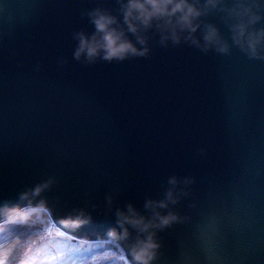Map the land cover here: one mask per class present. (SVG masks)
I'll list each match as a JSON object with an SVG mask.
<instances>
[{"label":"water","instance_id":"obj_1","mask_svg":"<svg viewBox=\"0 0 264 264\" xmlns=\"http://www.w3.org/2000/svg\"><path fill=\"white\" fill-rule=\"evenodd\" d=\"M0 4V207H25L20 193L54 178L33 204L45 202L59 233L115 245L130 264L127 245L107 235L115 209L147 215L169 177H190L172 206L184 219L158 232L154 264H264V60L234 45L163 48L157 37L148 58L86 65L73 59V33L95 30L82 13H115L116 0ZM204 19L231 44L219 14ZM81 208L91 223H61Z\"/></svg>","mask_w":264,"mask_h":264},{"label":"clouds","instance_id":"obj_2","mask_svg":"<svg viewBox=\"0 0 264 264\" xmlns=\"http://www.w3.org/2000/svg\"><path fill=\"white\" fill-rule=\"evenodd\" d=\"M116 3L119 7L115 13L99 6L82 13L88 17L95 30L92 33L84 30L73 33L77 41L73 59L90 65L100 60L111 63L148 58L152 51L150 42L158 37L157 43L163 48H168L170 44L174 47L186 44L204 54L211 50L230 54L234 45L250 59L264 60V0H116ZM7 11L6 6L0 4V18ZM214 13L220 15L229 29L231 44L216 24L204 19ZM12 20L9 14L8 23L11 24ZM58 62L61 66L67 63L63 57ZM39 70L38 64L36 71ZM200 151L203 154L206 150ZM54 182V178H50L21 192L19 200L27 202L25 207L5 204L0 207V214L15 224L30 225L33 215L45 209L44 201L34 205L32 198L49 189ZM194 182V178L190 177L183 180L175 175L169 177L162 198L145 200L147 215L132 203H128L125 208L115 209L116 227L109 229L107 235L127 245L130 264H154L162 247L158 232L184 219L173 211L172 206L189 195L187 186ZM106 200L111 211L112 195H108ZM92 219V215L81 208L74 210V215L61 223L80 228L91 223ZM0 235L20 240L18 235L11 232Z\"/></svg>","mask_w":264,"mask_h":264},{"label":"rangeland","instance_id":"obj_3","mask_svg":"<svg viewBox=\"0 0 264 264\" xmlns=\"http://www.w3.org/2000/svg\"><path fill=\"white\" fill-rule=\"evenodd\" d=\"M10 221H6L0 226H6V224H10ZM12 223V222H11ZM7 224V225H8ZM24 231L26 233V236L31 238V243L30 245L18 256L17 261L15 264H23L24 261H30L32 264V261L36 259L35 257L40 253L42 254L43 252V241L47 240L46 242H51L50 245H55L56 243L50 239L52 235L59 234V231L53 226L49 216L43 212V211H38L33 215V221L30 225L28 226H22V225H17L16 227H4V232L7 233L9 231ZM2 234V233H1ZM42 238L43 241H42ZM45 242V243H46ZM101 244V243H100ZM107 244V243H103ZM75 251H72L70 253H74ZM107 253V255H104L103 253ZM62 253V252H61ZM77 255L79 254L78 252H75ZM86 255L78 256L74 255H69L66 258L70 257L71 259H76L77 264H80L81 261L85 260V257H88L87 264H92V259L91 257H95L96 261H103L104 264H124V260L126 259L123 251L115 246L110 244L109 247H105V249L100 250V251H94V252H86ZM66 258H57L55 262L52 264H60V262H63L69 260ZM127 261V260H126ZM36 262V261H35ZM41 264V263H40Z\"/></svg>","mask_w":264,"mask_h":264},{"label":"trees","instance_id":"obj_4","mask_svg":"<svg viewBox=\"0 0 264 264\" xmlns=\"http://www.w3.org/2000/svg\"><path fill=\"white\" fill-rule=\"evenodd\" d=\"M6 224V226H0V229H2V234L4 232V227H16L17 225L15 223ZM1 234V233H0ZM44 238H42L43 241ZM50 239L55 242V245H50L51 242H46L47 240L43 241L42 248L43 252L42 254H38L32 261V264H40L41 262H44V264H48L49 261H51V264L57 260V258H66L69 255H76L80 256L86 255V252H96L105 249V247H109L110 244H96V243H90V242H82L78 240H74L71 238H68L66 236H60L59 234L52 235ZM46 242V243H45ZM72 251L78 252L77 255L75 252L71 253ZM62 252V253H61ZM70 260V257L66 258ZM36 261V262H35ZM65 261V259L63 260ZM24 264V263H23ZM124 264H128L126 259L124 260Z\"/></svg>","mask_w":264,"mask_h":264},{"label":"snow or ice","instance_id":"obj_5","mask_svg":"<svg viewBox=\"0 0 264 264\" xmlns=\"http://www.w3.org/2000/svg\"><path fill=\"white\" fill-rule=\"evenodd\" d=\"M18 225V224H16ZM13 234H16L20 237V240H14L7 235H0V264H15L18 256L30 245L31 238L26 236L24 231H9ZM60 236H64V232L59 233ZM71 254V253H70ZM107 255V253H103ZM92 264H104L103 261H96L95 257H91ZM88 257H85L84 261H81L80 264H87ZM24 264H31L30 261H24ZM44 264V262H41ZM51 264V261L48 262ZM60 264H77L76 259H71L67 261L60 262Z\"/></svg>","mask_w":264,"mask_h":264}]
</instances>
